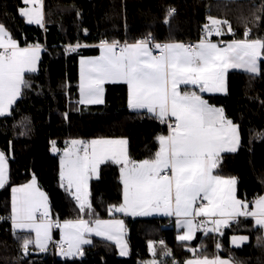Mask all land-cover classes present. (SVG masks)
Returning a JSON list of instances; mask_svg holds the SVG:
<instances>
[{"label":"trees","instance_id":"1","mask_svg":"<svg viewBox=\"0 0 264 264\" xmlns=\"http://www.w3.org/2000/svg\"><path fill=\"white\" fill-rule=\"evenodd\" d=\"M22 6L23 0H0V24L19 45L45 48L38 70L25 74L26 86L10 113L0 116V148L9 159V177L0 188V264H185L192 257L215 255L235 264H264V231L251 216H240L222 234L197 232L191 241L177 239L175 221L169 217H127V256L119 254L114 242L94 237L83 255L73 258L52 250L25 255L28 234L14 231L9 219L12 187L33 176L47 193L49 217L56 222L116 216L109 209L123 203L121 165L107 160L90 180L89 215L80 211L71 190L61 186V151L72 139L123 137L129 142V158L139 162L155 157L157 137L169 131L168 122L129 108L122 85L109 86L105 103H80L79 58L99 53L97 42L148 36L186 42L201 38L209 18L227 21L237 35L248 30L249 38L264 39V0H44V27L28 23ZM169 10L174 12L169 15ZM70 45L79 47L69 51ZM203 97L223 108L239 128V148L220 155L216 173L236 178L238 199L252 205L264 194V57L258 74L234 69L228 73L226 92ZM53 142L58 152H53ZM55 233L59 239L58 229ZM235 234L246 235L247 242L233 246Z\"/></svg>","mask_w":264,"mask_h":264},{"label":"snow or ice","instance_id":"2","mask_svg":"<svg viewBox=\"0 0 264 264\" xmlns=\"http://www.w3.org/2000/svg\"><path fill=\"white\" fill-rule=\"evenodd\" d=\"M23 2L31 4L33 0ZM20 12L28 18V23L41 24L40 11L33 13L31 9H21ZM172 12L174 10H169V15ZM210 22L205 26V38L196 45L151 44L150 37L124 45L115 41L112 44L101 42L99 57L81 60L80 103H103L104 83L124 82L128 86L129 108L146 109L161 123L174 118L168 124L169 134L157 137L159 150L153 159L131 160L126 150V139L72 142L73 147L65 151L61 160L60 179L62 187L67 182V190L75 185L78 193L75 199L81 212L87 210L91 215L88 200L90 175L97 171L101 163L111 160L121 165L123 203L110 207V212L175 215L178 228L185 229L183 235L177 237L179 241L192 240L197 228L207 223L200 221L199 225L194 224L196 217L216 218L211 220L214 227L207 228L208 232L220 231L222 226H228L229 221L238 216H251L257 225L264 227V197L256 199L249 211V204L236 197V178L225 179L213 175L220 153L237 150V126L226 119L223 108L210 105L197 92L180 91L183 84L195 86L200 92H226L225 77L229 69L243 68L249 73L258 72L257 61L264 55V41L233 40L221 47L207 37L213 33L221 35L220 25L227 21L210 18ZM40 47L36 44L19 48L17 42L0 26V49L3 50L0 51V115L9 113L21 95L22 87L26 86L24 74L36 70ZM78 47L70 45L68 50L75 51ZM153 48L159 50L158 55L153 54ZM6 180L7 161L5 154L0 152V188L4 187ZM12 192L13 227L34 231L35 243L41 250L51 238V228L58 227L62 231V240L69 245L68 251L62 252V255L77 254L81 244L91 242L84 235L92 232L115 240L120 247V255L128 254L127 244L121 239L122 220L97 219L90 222L81 218L67 220L63 225L58 221L53 223L48 219V198L36 187L35 177L30 184L13 188ZM17 193L22 195L18 196ZM198 200L207 201V204L197 205ZM246 239L233 237V243ZM30 243L31 240L25 239V250ZM149 250L155 255L151 242ZM150 264L157 262L153 260ZM187 264L228 262L204 257L189 260Z\"/></svg>","mask_w":264,"mask_h":264},{"label":"crops","instance_id":"3","mask_svg":"<svg viewBox=\"0 0 264 264\" xmlns=\"http://www.w3.org/2000/svg\"><path fill=\"white\" fill-rule=\"evenodd\" d=\"M23 4H24V6H22V8L21 9H31V10H33V13L35 12V11H40V13H41V16H42V19H41V24H39V25H42L43 27H44V25H45V9H44V0H39V2H36V0H33V3H31V4H25L24 2H23ZM24 18H25V20L27 21V17H25V16H23ZM32 24H36L35 22H33ZM0 26H2L1 24H0ZM3 28H4V30H5V32L9 35V33L7 32V30L5 29V27L3 26ZM220 28H221V32H222V34L221 35H219V36H217V37H215V38H212V39H208V40H210L212 43H216V44H218L219 46H221V47H224V46H226L228 43H231L233 40H245V39H247V40H261V41H264V39H254V38H249V36H247V37H245V34L244 35H237V36H235V37H233V36H231V35H229V32H228V28L227 27H225V25H223V26H221L220 25ZM12 38V37H11ZM13 39V38H12ZM221 39H225L224 41L223 40H221ZM135 42H137V41H126V42H123L122 44H120V45H124V44H133V43H135ZM200 42V41H199ZM198 42V43H199ZM112 43H113V41H112ZM111 42H108V44H112ZM197 43V44H198ZM18 44V43H17ZM167 44H183V45H185V42H182V41H168L167 42ZM36 44H33V45H31V46H35ZM41 47H40V52H39V59H40V56H41V53H42V51L44 50V48H45V44H39ZM100 45L101 44H98L97 46H99V53H97V54H95V55H87V56H81L80 58H79V62H78V71L77 72H79V90H80V76H81V60H89V59H94V58H97V57H99L100 55H101V47H100ZM30 45H27V46H21V45H19L18 44V47L19 48H26V47H29ZM1 50V49H0ZM117 51H119V49L117 48ZM154 54V53H153ZM155 55V54H154ZM264 57V55H262L260 58H258V61H257V66H258V72L257 73H253V74H258L259 73V71H260V61H261V59ZM39 59L37 60V62H36V67H39ZM37 69V68H36ZM232 70H234V69H229V71L227 72V74H226V77H225V86H226V90H227V76H228V73L230 72V71H232ZM235 70H238V71H243V72H247V71H245L243 68H236ZM35 71H37V70H35ZM34 71V72H35ZM26 73H30V72H26ZM25 73V74H26ZM32 73V72H31ZM249 73V72H248ZM25 74H24V76H25ZM122 85V86H125L126 87V89H127V92H125V102H126V105L128 106V86H127V84L126 83H124V82H105L104 83V85H103V89H104V91H103V103H105L106 102V100H107V92H109V86H112V85ZM22 90V89H21ZM180 91L183 93V92H185V91H187V92H192V91H195V92H197L204 100H205V98L203 97V94H205V93H210V92H200V90H199V88H197V87H195V86H192V85H180ZM211 93H223V92H211ZM20 97V96H19ZM18 97V98H19ZM80 100H81V92H80V98H79ZM16 102V101H15ZM100 104H102V103H100ZM14 105V104H13ZM13 105H12V107H13ZM84 105H93V104H87V103H84ZM211 105V104H210ZM212 106H214V105H212ZM12 107H11V109H12ZM129 107V106H128ZM216 107V106H215ZM217 108H220V107H217ZM11 109H10V111H11ZM132 109V108H131ZM133 110H146V109H133ZM10 111H9V113H10ZM147 111V110H146ZM9 113H6L5 115H7V114H9ZM225 115V114H224ZM0 116H2V115H0ZM226 117V116H225ZM227 119V118H226ZM174 120V118H172L171 120H169L168 121V124L169 123H171V121H173ZM233 125H235V126H237L236 124H234L233 123ZM237 129H238V134H239V144H238V146H237V149L239 148V146H240V142H241V136H240V131H239V128H238V126H237ZM169 134V131H168V133L166 134V135H164V136H167ZM96 139H108V140H119V139H126L127 140V145H126V150H127V154H128V150H129V142H128V139L127 138H123V137H104V138H92L91 140H89V141H83V142H90V141H92V140H96ZM73 140V139H72ZM75 140V139H74ZM80 141H82V140H80ZM71 146H73L72 145V143H70V141L67 143V145H66V148L67 147H71ZM159 150V149H158ZM0 152H3L2 150H1V148H0ZM4 153V152H3ZM223 153H228V151H224V152H222V153H220V155H222ZM5 154V153H4ZM5 157H6V161H7V180H8V177H9V159H8V157L6 156V154H5ZM220 157V156H219ZM102 164V163H101ZM100 164V165H101ZM100 165L98 166V168H97V171L95 172V173H93V174H91L90 175V177H89V179H88V186H89V183H90V180L92 179V178H95V177H97L98 175H99V171H100ZM213 175H219V174H217L216 173V168L215 169H213ZM219 176H221V177H223V178H225V179H228V178H233V177H229V176H222V175H219ZM34 177V176H33ZM33 177L30 179V180H28V181H26L25 183H22V184H18V185H14L13 187H12V189L13 188H20L21 186H24V185H27V184H30L31 183V181H32V179H33ZM35 179H36V187L41 191V192H43L46 196H47V204H48V207H49V197H48V195H47V193H45V191L43 190V189H41V187L39 186V183L37 182V178L35 177ZM6 180V181H7ZM65 183H67L66 181H65ZM73 187H74V189H75V193H72V194H74L75 196L78 194V193H76V187H75V185H73ZM123 192V191H122ZM82 193V192H81ZM17 195L18 196H20V195H22V194H20V193H17ZM11 218H10V222H11V228L14 230V231H17V232H24V234L25 233H27L28 235V237L26 238V239H28V240H31L32 241V243H30L29 244V247L32 249V251L34 252V253H46V252H48V251H51V243H52V241L56 238V230L58 229V231H59V234H57L58 235V238L59 239H61L62 240V231H61V228H58V227H52L51 228V230H50V239L49 240H47V242H46V244H45V248H44V250H41L39 247H37V245H36V243H35V240H36V233L34 232V231H32V230H30V229H20V228H14L13 227V221H12V215H13V211H12V208H13V200H12V198H13V192L11 191ZM236 197H237V184H236ZM260 197H264V194L263 195H261ZM260 197H258V198H260ZM257 198V199H258ZM237 199H238V197H237ZM256 200V199H255ZM197 205H199V203H198V201H197ZM119 206V205H118ZM253 206H254V201H253V203H252V205H249V211L250 210H252V208H253ZM49 211V210H48ZM113 212H115V213H117V215L116 216H112V217H108V218H92V219H89V218H86L85 216H82V217H78V218H73V219H67V220H73V221H75V220H78V219H85V220H89L90 222H94L95 220H97V219H99V220H103V221H111V220H122L123 221V233H122V236H124V238H126L127 239V237H126V219L125 218H127V217H152V216H159V217H169V218H171V219H174V221H175V226H176V230H178V236L179 235H183V233H184V231H185V229L184 228H178V226H177V216H175V215H165V214H163V213H160V212H153L151 215H132V214H125V213H122V212H116V211H114L113 210ZM39 212L37 213V218H38V220H37V222H39ZM242 217V216H241ZM197 218V217H196ZM195 218V219H196ZM208 218H211V217H208ZM238 218H240V216H238V217H236L235 219H238ZM48 219L49 220H51L53 223H55L56 221H54L53 219H51L49 216H48ZM179 219H181V220H183L184 219V217H180ZM216 219V218H215ZM234 219V220H235ZM255 219V218H254ZM67 220H65V221H67ZM64 220H62V221H60L59 223L61 224V225H63V223L65 222ZM231 221V220H230ZM229 221V222H230ZM194 224H195V221H194ZM91 226L92 227H95V225H94V223H91ZM228 226H222L221 228H220V231H218V233H223L225 230H226V228H227ZM260 227H262V226H260ZM263 228V231H264V227H262ZM217 232V231H216ZM196 235H197V231H195V233H194V236H193V239L196 237ZM94 237H98V238H103V239H107V240H109V241H112V242H114L116 245H117V243H116V241L115 240H110V239H108L107 238V236L106 235H96L95 234V232H92V233H86L85 235H84V238L85 239H88V240H90L91 242L90 243H87V244H81L80 245V249L82 250V252H83V247L84 246H86V245H89V244H91L92 242H93V239H94ZM233 237H247L246 235H243V234H235V235H233L232 237H231V244L233 245V246H236V247H238V246H241V245H243V244H245L246 242H247V240H248V237H247V239L246 240H243V241H238L237 242V244H234L233 243ZM192 239V240H193ZM63 241H66V240H63ZM191 241V240H190ZM24 243V242H23ZM238 245V246H237ZM117 247H118V250L120 249V247L117 245ZM80 250V251H81ZM62 256H64V257H68V256H65V255H62ZM204 257H208L209 259H213V258H218V259H220V260H223V261H226V262H228V264H235L229 257L227 258V257H223V256H220V255H215V256H201V257H192V258H189L188 260H186V262H185V264H187V261H189V260H193V259H196V258H204Z\"/></svg>","mask_w":264,"mask_h":264},{"label":"built area","instance_id":"4","mask_svg":"<svg viewBox=\"0 0 264 264\" xmlns=\"http://www.w3.org/2000/svg\"><path fill=\"white\" fill-rule=\"evenodd\" d=\"M225 26L228 28V32H229V35H231V36H233V37H235V36H237V30L235 29V28H233V27H231L228 23H225ZM229 26H230V28H231V31H229ZM248 34H249V31L247 30L246 31ZM205 36H206V31H204V33L202 34V36H201V38H199V39H195V40H188V41H186L185 42V46H188V45H196L199 41H201V39L202 38H205ZM217 36H219V35H215V33H213L211 36H208L207 37V39H212V38H215V37H217ZM150 37V39H151V44H161V45H164V44H167V42L168 41H165V40H157V39H155L153 36H148V37H139V39L137 38L135 41H139V40H143V39H145V38H149ZM221 40H225V39H221ZM127 40H125V41H115V42H118L119 44H122L123 42H126ZM101 42H111V41H108V40H106V39H101L99 42H97L96 43V45H98V44H101ZM151 46V45H150ZM0 51H3L2 49L0 50ZM153 53L155 54V55H158L159 54V50L158 49H155V48H153ZM174 121V120H173ZM173 121H171V123L173 122ZM64 186L65 187H67V183H65L64 182ZM198 203L200 204V203H204V204H207V201H201V200H198ZM42 211V210H41ZM39 215H40V213H39ZM213 219H215L214 217H211V218H205V217H197L196 219H195V224H197V225H199L200 224V221H207V223L205 224V225H201L200 227H198L197 228V232H204V233H207L208 231H206V229L207 228H212V227H214V225L213 224H211V220H213ZM237 221V219H235V220H231L230 222H229V225H232L234 222H236ZM210 232H213V233H215L216 231H210ZM23 245H24V243H23ZM68 247H69V245H68V242L67 241H63V240H61V239H57V238H55L53 241H52V243H51V250L52 251H58V250H60L61 252H67L68 251ZM22 251H23V253L25 254V255H30V254H32V253H34L33 251H32V249L29 247V245H28V247H27V250H25V248H24V246L22 247Z\"/></svg>","mask_w":264,"mask_h":264},{"label":"rangeland","instance_id":"5","mask_svg":"<svg viewBox=\"0 0 264 264\" xmlns=\"http://www.w3.org/2000/svg\"><path fill=\"white\" fill-rule=\"evenodd\" d=\"M37 69L36 70H38V67H36ZM73 141H80L79 139H73V140H70V143H72ZM73 146H71V147H67V148H65V149H63L62 151H61V153H60V158H61V160H62V158L64 157V153H65V151L66 150H68V149H70V148H72ZM59 150H58V148L56 147V145H55V150H53V152H58ZM60 171H61V167H60ZM71 192L72 193H75V189H74V187L72 186V188H71ZM46 193V192H45ZM77 193V192H76ZM81 195H82V193H80ZM88 200H89V198H88ZM48 210H49V207H48ZM156 216V215H155ZM121 239H122V241L124 242V243H126L127 244V250H128V254H129V244H128V241H127V239L126 238H124V236H121ZM81 249L79 248V252L77 253V254H75V255H73V256H68L67 258H73V257H76V256H82L83 255V252H82V250L80 251ZM58 252V254L59 255H62V252L60 251V250H58L57 251ZM119 254H120V249H119ZM127 254V255H128ZM127 255H125V256H127ZM122 256V255H121Z\"/></svg>","mask_w":264,"mask_h":264},{"label":"water","instance_id":"6","mask_svg":"<svg viewBox=\"0 0 264 264\" xmlns=\"http://www.w3.org/2000/svg\"><path fill=\"white\" fill-rule=\"evenodd\" d=\"M208 22H210V18L208 19ZM217 107V106H216Z\"/></svg>","mask_w":264,"mask_h":264},{"label":"bare ground","instance_id":"7","mask_svg":"<svg viewBox=\"0 0 264 264\" xmlns=\"http://www.w3.org/2000/svg\"><path fill=\"white\" fill-rule=\"evenodd\" d=\"M10 219V218H9Z\"/></svg>","mask_w":264,"mask_h":264}]
</instances>
